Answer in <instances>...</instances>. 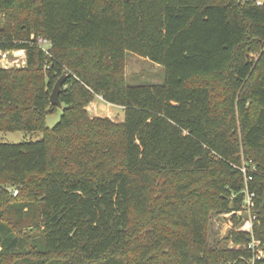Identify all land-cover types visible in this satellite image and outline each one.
Segmentation results:
<instances>
[{
    "label": "trees",
    "instance_id": "16d2710c",
    "mask_svg": "<svg viewBox=\"0 0 264 264\" xmlns=\"http://www.w3.org/2000/svg\"><path fill=\"white\" fill-rule=\"evenodd\" d=\"M0 51L25 55L0 68V132L42 133L0 143V264H264V3L0 0ZM127 52L159 65L163 84L127 85ZM96 96L122 107L123 122L90 117ZM159 177L184 179L172 204ZM242 207L251 234L230 237L244 248L208 245L200 209ZM168 219L176 235L131 261V224L142 234Z\"/></svg>",
    "mask_w": 264,
    "mask_h": 264
},
{
    "label": "rangeland",
    "instance_id": "374dc122",
    "mask_svg": "<svg viewBox=\"0 0 264 264\" xmlns=\"http://www.w3.org/2000/svg\"><path fill=\"white\" fill-rule=\"evenodd\" d=\"M248 1V0H245ZM257 3H264V0H254ZM47 48V44L44 45ZM19 53V54H18ZM259 55L250 54V59L257 60ZM25 64V55L23 51H12V52H1L0 51V68H11V67H21ZM123 76L129 86H154L162 85L164 82V73L162 68L152 63L151 61L137 56L133 53H125L124 65H123ZM62 109H57L53 114H50L46 117L45 123L46 127L52 129L60 120L62 116ZM87 113L90 117L93 118H106L114 123H121L124 120L123 108L115 105L108 104L103 101L101 97H94L93 101L86 108ZM218 111V110H217ZM236 116V115H235ZM237 117V116H236ZM238 132V131H237ZM238 138H239V133ZM42 139V133H23V132H13V133H1L0 132V143L4 144H20V143H29L37 142ZM182 178H172L168 179V182L159 177L157 179L158 185L168 191V194L163 195L164 197L160 198L159 194H150V198L161 199L163 202H169L172 204L175 199L180 194H176V191L183 190L179 184L183 182ZM245 182V181H244ZM8 191L14 189L8 188ZM247 191V184L245 182V194ZM196 193V191H195ZM192 196L194 194H183ZM233 197H231L232 199ZM196 199L192 198V202L195 204ZM192 203V204H193ZM198 204V203H197ZM246 204V198L244 201ZM191 205V204H190ZM198 207L200 208L199 204ZM247 208H241L237 212L224 213L218 209H200L199 216L201 215L204 218L206 223V236L205 239L208 245L215 246L219 244V247L226 250H239L243 249L244 245L234 241L230 237L231 232H246V223L252 221L251 214L247 211ZM165 222L161 226L148 225L144 226V233H139V227H136L134 223L131 224L130 230V244L132 246L133 252H128L127 257L131 261L139 259V254L143 253L147 248H153L155 240L160 239L162 236L168 238L173 237L179 230L178 225L172 222V219ZM140 218L137 219L138 224H141ZM32 222H29L26 218L22 221V230H26L28 233L31 229ZM254 221L251 223V229L253 228ZM149 229V230H148ZM26 233V234H27ZM257 255L264 256L262 252H258ZM16 260L14 257L7 259V264H12Z\"/></svg>",
    "mask_w": 264,
    "mask_h": 264
},
{
    "label": "built area",
    "instance_id": "2783aa9c",
    "mask_svg": "<svg viewBox=\"0 0 264 264\" xmlns=\"http://www.w3.org/2000/svg\"><path fill=\"white\" fill-rule=\"evenodd\" d=\"M258 4H260V3H258ZM38 44L41 46V48H42L43 50H46V48L44 47V45L47 44L46 41L39 39V40H38ZM21 67H22V66H21ZM252 170H253V171L255 170L254 167L252 168ZM240 172L243 174L246 183H247L248 181L251 180V177H248V176L246 175L247 170L245 169L244 166H242V167L240 168ZM11 194H12L13 197H15V196L17 195V191H16V190H13V191H11ZM252 198H253V194H250V193H248V191H246V204H247L248 207H251V205H252V203H251V202H252V201H251ZM253 220H254V217H252V221H253ZM252 221L250 220V221H248V222L246 223V230H245V231H246L247 233H250V234H251V231H252V229H251V223H252ZM258 245H259V242L255 241V240H252L251 243L248 245V248H250V249H254V248H256ZM258 252H262V251H261V250H258ZM257 256H258V258H259V257H262V256H259V255H257Z\"/></svg>",
    "mask_w": 264,
    "mask_h": 264
},
{
    "label": "water",
    "instance_id": "95a60500",
    "mask_svg": "<svg viewBox=\"0 0 264 264\" xmlns=\"http://www.w3.org/2000/svg\"><path fill=\"white\" fill-rule=\"evenodd\" d=\"M65 79V75H63L62 77H60L56 83L54 84L52 91L49 95V103L55 107H57V109H61L62 108V104L59 101V94L61 92V86L62 83Z\"/></svg>",
    "mask_w": 264,
    "mask_h": 264
},
{
    "label": "crops",
    "instance_id": "0c3cea01",
    "mask_svg": "<svg viewBox=\"0 0 264 264\" xmlns=\"http://www.w3.org/2000/svg\"><path fill=\"white\" fill-rule=\"evenodd\" d=\"M260 4H262V3H260ZM99 98V97H98Z\"/></svg>",
    "mask_w": 264,
    "mask_h": 264
}]
</instances>
